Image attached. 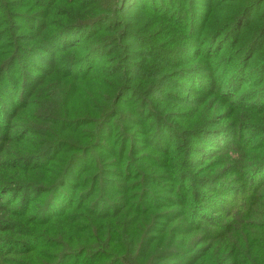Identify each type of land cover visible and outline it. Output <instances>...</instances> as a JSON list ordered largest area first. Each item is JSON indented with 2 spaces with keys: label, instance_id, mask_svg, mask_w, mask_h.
Segmentation results:
<instances>
[{
  "label": "rangeland",
  "instance_id": "obj_1",
  "mask_svg": "<svg viewBox=\"0 0 264 264\" xmlns=\"http://www.w3.org/2000/svg\"><path fill=\"white\" fill-rule=\"evenodd\" d=\"M130 1L140 8L127 9ZM159 1L155 0L160 7L156 11L169 19L150 13L148 0H124L116 18L125 25L127 39L116 41L127 43L113 45L115 38L106 37L111 23H104L83 30L80 36L89 47L78 57L59 51L65 48L64 39H57L43 55L31 53L48 45L49 39L39 40L41 34L73 22L68 18L80 16L81 7L102 2V12H107L114 6L110 0H0V7L6 4L11 14L4 16L0 8V102L6 104L0 106V125H9L0 126V264H39L44 254H54L38 241L24 245L32 240L28 230L39 235L41 229L33 224L43 226L61 214L71 215L55 226L64 225L67 231L76 223L81 232H112V217L105 219V214L119 213L124 205L119 192L127 183L119 176L129 177V184L138 178L135 189L129 186L125 191L131 200L126 206L135 205L139 213H134H142L136 230L152 232L147 249L153 247L149 253L154 256L160 252L154 264H174V258L164 256L191 252L203 258L202 264H244L245 257L240 262L232 259L235 251H247L256 264L264 258V242L250 241L251 235L233 230L240 231L247 222L252 224L245 228L253 232L264 230V168L251 183L243 169L248 165L250 172V160L264 150V41L244 56L264 28V20L256 18L263 6L242 23L246 30L237 28L226 41L222 38L230 30L231 15L221 12L211 18L210 25L220 24L210 33L201 21L203 7L194 9L191 0ZM195 18L197 24L190 30ZM195 29L196 43L186 46ZM219 32L220 39L213 40ZM219 40L222 58L215 57ZM38 43L19 59L7 58L8 51L25 52ZM16 44L20 45L14 48ZM99 63L102 74L92 73ZM240 72L242 81L237 79ZM4 77L18 87L11 97L3 90ZM25 85L27 94L22 97ZM69 156L76 159V170L67 178L61 200L53 198L54 205H46L48 200L41 201L50 193L44 190L61 179ZM90 189L92 197L79 209L76 197ZM250 196L249 203L244 200L252 212L247 217L240 209ZM130 220H118V232L126 230L124 221ZM103 241L108 248L104 245L93 257L75 262L68 258L66 264H110L114 253L124 258L118 264L153 262L125 259L130 247L122 240Z\"/></svg>",
  "mask_w": 264,
  "mask_h": 264
},
{
  "label": "trees",
  "instance_id": "obj_2",
  "mask_svg": "<svg viewBox=\"0 0 264 264\" xmlns=\"http://www.w3.org/2000/svg\"><path fill=\"white\" fill-rule=\"evenodd\" d=\"M160 1H162V0H160ZM160 1H159V4H160ZM191 1L194 4V6H193L194 9L199 8V6L203 7V9H206V10H204L205 17L203 19V16H201V21L204 23V25L208 26V31L210 33H211V30L213 31L215 28L219 27V24H220V21H218V22L212 23L210 25L211 18H213L215 15H218V13H221V12H224L228 15H231V18L229 20L230 23L228 24V25H230V30H229V32H227L224 35L222 40L224 39V40L228 41L230 39V34L239 27L241 29L244 27V29L246 30L247 27L243 26L242 23L245 21V19L250 17L251 13L257 7L261 8V6H263V10H262L261 14L256 16V18H258L260 20H264V0H249L247 2H243V4L241 6H238L237 4H232V3L228 4L231 1H237V0H204V1H202L203 3H201L200 0H191ZM109 3L111 5H114V6H112V9L114 7V11L111 8H109V10L107 12L106 11L102 12L106 9L105 6L102 4V2H91V4L93 5V8H92V6H91V8H89L87 6L81 7L78 10V15H80V16H72V17L68 18L69 21H73V22H69L68 25L60 26V27L58 25H55L54 28H50V30L47 31L46 35L41 34L39 36V40L45 41V40L49 39L48 45L46 46V48L44 46L43 49H41L38 52L35 51L38 48L34 49L31 53V55H43L49 49L51 44L55 43L57 41V39L58 40L64 39L63 45L65 46V48L60 49L59 51L62 53H65V54H74L78 57H81L87 52V49L89 47V42L83 43V41H82L83 36H80L81 33L83 32V30L87 31L89 28H97V26L102 25L104 23H111L110 29L107 30L108 36H106V37H114L115 38L113 41V45H117V43H121V44L127 43L128 40L125 42L116 41V40L122 41L123 39H127L126 35L123 33L125 25L121 26L122 24H120V22H118L119 19L117 20V18H116V16H119L122 13V8L124 6V0H110ZM116 3H118L119 8L115 11V8L118 6V5H116ZM129 5L130 6L127 9L137 10L140 8L139 4H136L135 1H130ZM147 5H148V7H150V9L153 8V10H151L150 13L155 14L156 16L161 15L162 17L169 19L167 17L168 15L166 13H164V12L159 13L156 11V9H159L160 7H159V5L155 4V0H148ZM223 6H225V7L223 8ZM0 8L3 11L4 16L10 17V15H11L10 10L8 9V6L6 4L2 3ZM90 9H92V10H90ZM239 9H240V12H238ZM178 10L183 12V9L180 7H178ZM206 14L207 15L210 14V19L206 18ZM147 15L152 16L148 13H147ZM227 17H228L227 15L223 17L224 21H226V22H227ZM196 19L197 18H195L191 22V25L189 26L190 30L192 29V27L196 26L197 23L195 22V24H194V21ZM0 21H1V19H0ZM90 22H92V24L90 26H88V24ZM193 24H194V26H193ZM126 29H127V27H126ZM126 29H125V32L127 33ZM101 31H102V29H101ZM191 32H192V34H191V36L188 37V40H187V41H191L190 42L191 44H189V42H186L187 43L186 46H189V45L196 43L195 42L196 41L195 40L196 39V35H195L196 29H195V31H191ZM220 37H221V32L217 33L213 40L220 39ZM25 39H27L26 41H31L30 38H25ZM219 41H220V44L218 45L219 48H218V50H217L218 52L215 56L216 58L217 57L222 58L223 55H221V56H218V55H219V53L223 54V52H224V49L220 47L221 40H219ZM263 41H264V28L262 29V31H260L258 33L256 38L244 50V56L246 57L251 51L254 52L255 48L258 47L260 45V43ZM94 43L100 44V42H94ZM19 45L20 44L14 45V48L19 47ZM37 45H39V43L35 44L34 46H31V48H29V50H27L25 52H23L21 49H19L17 51H15L14 49L12 51H8V50L4 49V51H8V53H9L7 58L13 56L15 59H19V57L23 56L24 54H27L33 47H37ZM59 47H61V46H59ZM11 62H12V60L9 61V64ZM2 64H3V61L0 62V66H2ZM110 65H111V62H110ZM8 67H9V65L6 67V69H8ZM246 68H247V60L245 61L243 70H241V71H244V73H246V70H245ZM263 69H264V67H263ZM226 71H228V70H226ZM97 72H100L102 74V70H100V63L97 64V66L95 68H93V70H92V73H97ZM243 76H244L243 73L240 72L237 79H240L242 81L243 79H241V78ZM94 77H96V76H93L92 78H91V76H89L88 79L91 81H94L95 80ZM115 78H116V76H114L113 79H115ZM88 79H84V81H89ZM223 81H222V83H223ZM5 82H8V84L6 85ZM247 84H249L248 86L251 85L248 82H247ZM2 87H3L4 91L8 92L10 97L12 95H15L17 90H18V87L17 86L15 87L14 83L8 77L3 78ZM114 90H115V87H114V84H112L111 88L109 89V93L111 95H113ZM25 91H26V85L22 86V88H21V93H23L22 97H24ZM26 94H27V91H26ZM0 96H2V90H0ZM0 106L5 108V106H6L5 102H0ZM85 123L87 124V122H85ZM0 126L2 127V129H5L9 125L3 124ZM263 133H264V130H263ZM261 135H262V137H264V134H261ZM258 157L259 158H257L256 160L255 159L250 160L251 165H253L250 172H249L250 167L248 165H244V168H243L246 172V175H248V177L250 175V177H251L250 183L252 182V180H254L253 179L254 176L261 169L264 168V150H262V152L259 154ZM79 159H81V158H78L77 160H79ZM74 160L76 161V159H74L73 156H69L68 158L65 159V162L62 166L64 170L62 172V175L60 176L61 179L59 178L60 180L52 189L44 190V193H50V196L48 198H43L41 202H43L44 200L46 202V200H48L46 202V205L48 202L51 205L52 204L54 205V202L57 199L60 198V200H61V198H62L61 194L64 192L65 187L67 186L66 180L76 170L75 169V163L76 162L73 163ZM119 178L122 181H126V183H127V184H125V186H122V188L119 192V195H121L119 199H120V201H125L124 205L122 207L116 202V205L118 207H120V208L122 207L121 212H119V213L117 212L118 213L117 214V213H113L114 212L113 211L112 214H105V219H106V217L108 219L112 217V221L109 223L111 226L112 232H100L99 234H97L96 232H92L91 230H88V229H85V230H83L84 232H81L80 230H78L76 223L69 224L70 228L68 231L64 227V225L59 226V227L55 226L58 222L68 218L71 214L69 216H63L61 214V215H59L60 218L58 217L56 220H54L52 222H45V225H43V226H37V224H33L34 227H38L41 229V230H39V235L32 234L34 231L32 228L30 230H28V233H31L30 238L32 240L28 241L24 246L29 247L30 245H32L36 241H38L40 243L39 245H41V243L47 244L48 249L54 253L52 255L44 254L42 256V258L44 260L39 262V264H66L68 258H71L75 262L78 258L82 259L81 257H83V256L93 257V255H94L93 252L101 250L104 247V245H105V248H108L106 243L103 241L104 237H109V238L112 237L115 240H122L128 244V246L130 247L129 248L130 249V255L128 254L127 258H125V259H131L129 257H132V258L139 260V261H145V262H152L153 261L152 264L155 263V259L160 252H157L158 254H156L154 256L152 253H149L151 250H154L153 247H150L149 249H147V245H148L149 238H150L149 235H151L152 232H149V231L146 232L145 229H142L143 232L137 231L135 225H139L142 223V213H140V214L134 213V211H137V213H139V210H137L135 208V205L132 206L130 204L129 206H126L127 203H129L131 200H129L130 196H128V195L126 196L127 193H125V191L127 190V188L129 186H131V187H133V185L137 186V184H135V183H138L137 182L138 178L137 177L133 178L134 181L131 184H129L131 181V179H128L129 177L125 178V176H119ZM141 178H142V176H141ZM142 181H143V178L141 179V182ZM122 185H124V184H122ZM142 185L144 187H147L145 181L142 182ZM263 185L264 184H262V186ZM91 192H92V190L90 189L87 192L80 193L76 197V200L80 202V206H78L79 209H81V207L84 205V204H82L83 200L92 197L90 195ZM53 198H55V201L52 200ZM74 198H75V195H74ZM251 198H253V196H250L248 198L243 199L242 203H241V209L240 210L247 217H250L251 216L250 214H252V212H249V211H251L250 206H249L250 204H246L245 201H247L249 203ZM41 202H38V204ZM111 203H112V201H110V205H111ZM135 203H137V202H135ZM97 205H99V204H94L93 206L96 207ZM157 205H159V204H157ZM157 205L154 204V206H157ZM183 207L184 208L187 207L186 201H183ZM262 207L263 208H262V212H261V219H263V221H264V204ZM33 208H34V206H33ZM23 209L26 211L25 208H23ZM125 209H127V210L124 211ZM37 212H38V214L40 213V208L37 209ZM43 213H44V211H43ZM43 213H41V215H43ZM183 213L185 214L186 212H183ZM125 217H130L131 220L130 221H124L127 224L126 230H123L122 232H118V230L120 229L118 220H121ZM175 217H178V216H175ZM167 218H168V216H167ZM190 220L192 221L191 218H190ZM105 221H107V220H105ZM90 222L93 223L92 220H90ZM247 223L252 224V222H247ZM246 224L243 225V227L241 228L240 231L237 230L236 228H233V230L240 232V234L244 235V236L251 235L252 238L250 241L255 240L256 242L263 243L264 242V240H263L264 239L263 238L264 237V230H261V232H253V230H251V228H245V227H247ZM91 226H94V225L91 224ZM46 232H48V235L46 234ZM94 239H96V242L94 241ZM102 241L104 243H102ZM15 244L18 245L19 243L15 242ZM43 244L41 246H43ZM110 245H111V243H110ZM95 246H96V248H95ZM260 248L264 250V248L262 246H260ZM36 249H38V248H35L31 251H36ZM36 253L37 252L33 253V257L37 259L38 254L36 255ZM103 254H104L103 252L99 253V255H103ZM47 255H49V256H47ZM114 255L115 256L109 258L110 261L113 260L110 264H118V262H121L124 259L121 255L118 256L116 253H114ZM190 255H194V252H191L189 254H183V255H180V254L172 255L171 254L170 256H164V259L167 260V259L174 258L177 261V263H174V264H202L201 261L203 258H200L201 256L196 257V256H190ZM186 257H188V258H186ZM231 257L233 260H236L238 262L241 261V258L245 257L242 260V262H244V264H256L253 262L251 255L247 251H243V254L241 252L235 251ZM225 261H228V260H225ZM77 264H80V263H77ZM258 264H264V258H262Z\"/></svg>",
  "mask_w": 264,
  "mask_h": 264
}]
</instances>
